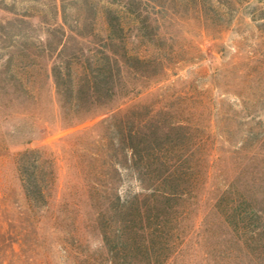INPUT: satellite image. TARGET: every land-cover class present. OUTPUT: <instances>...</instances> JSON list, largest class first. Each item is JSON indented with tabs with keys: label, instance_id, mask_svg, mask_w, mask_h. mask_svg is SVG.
<instances>
[{
	"label": "trees",
	"instance_id": "16d2710c",
	"mask_svg": "<svg viewBox=\"0 0 264 264\" xmlns=\"http://www.w3.org/2000/svg\"><path fill=\"white\" fill-rule=\"evenodd\" d=\"M243 1L76 0L58 8L52 23L39 21L33 38L23 22L0 23V94L8 101L28 98L37 83L51 78L64 117L91 115L139 93L173 67L178 52L167 29L176 20L212 23ZM171 114L137 105L111 117L101 163L86 183L100 246L83 243L75 228L55 232L60 264H169L181 252L210 176L212 149L198 122L169 121ZM237 143L242 147L222 172L230 176L214 208L244 255L261 264L264 155L258 151L264 121ZM15 171L27 210L39 214L35 226L23 230L17 250L27 252L32 237L41 250L36 264H50L49 243H38V222L56 184L54 164L40 150L24 149L15 156ZM9 249L16 252L13 245Z\"/></svg>",
	"mask_w": 264,
	"mask_h": 264
},
{
	"label": "rangeland",
	"instance_id": "374dc122",
	"mask_svg": "<svg viewBox=\"0 0 264 264\" xmlns=\"http://www.w3.org/2000/svg\"><path fill=\"white\" fill-rule=\"evenodd\" d=\"M75 1L0 0V23L23 22L22 30L33 38L39 21L52 23L58 8ZM167 31L178 52L173 67L139 93L91 115L64 117L51 78L37 83L28 98L8 101L0 94V264L40 260L41 250L32 245V237L27 252L17 250L23 230L32 229L39 217L27 210L15 171V156L24 149L40 150L56 171L49 208L38 222V243H49L50 264H60L55 232L75 228L83 243L100 246L86 183L101 163L111 117L137 105L155 113L167 110L172 113L169 121L198 122L212 149L210 176L199 192L193 231L169 264H260L240 250V240L224 227L214 205L228 183L229 173L222 172L242 147L237 143L240 136L264 121V0H245L212 23L179 18ZM4 36L0 31V39ZM258 152L263 156L264 146ZM245 179L252 181L250 175Z\"/></svg>",
	"mask_w": 264,
	"mask_h": 264
}]
</instances>
